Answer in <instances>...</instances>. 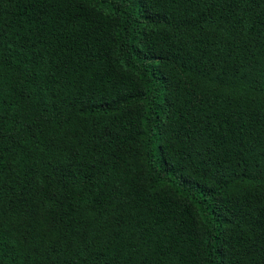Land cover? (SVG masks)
<instances>
[{"label":"trees","instance_id":"1","mask_svg":"<svg viewBox=\"0 0 264 264\" xmlns=\"http://www.w3.org/2000/svg\"><path fill=\"white\" fill-rule=\"evenodd\" d=\"M0 264H264V0H0Z\"/></svg>","mask_w":264,"mask_h":264}]
</instances>
